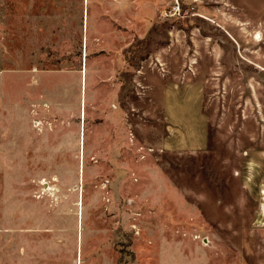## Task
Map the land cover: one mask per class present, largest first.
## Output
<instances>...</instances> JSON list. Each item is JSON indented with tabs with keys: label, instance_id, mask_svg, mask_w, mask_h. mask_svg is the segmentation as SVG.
Listing matches in <instances>:
<instances>
[{
	"label": "rangeland",
	"instance_id": "obj_1",
	"mask_svg": "<svg viewBox=\"0 0 264 264\" xmlns=\"http://www.w3.org/2000/svg\"><path fill=\"white\" fill-rule=\"evenodd\" d=\"M0 264H264V0H0Z\"/></svg>",
	"mask_w": 264,
	"mask_h": 264
}]
</instances>
